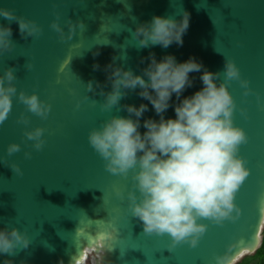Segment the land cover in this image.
<instances>
[{"label": "water", "instance_id": "water-1", "mask_svg": "<svg viewBox=\"0 0 264 264\" xmlns=\"http://www.w3.org/2000/svg\"><path fill=\"white\" fill-rule=\"evenodd\" d=\"M0 8L15 17L0 15V25L12 30L10 47L0 50V76L11 68L13 79L5 84L16 90L0 122V228L15 227L29 241L0 253V264H78L86 249L95 264H234L254 252L264 224V0H0ZM185 13L182 44L139 46V24L154 14L180 20ZM17 18L35 22L39 32H22ZM150 53L202 63L182 96L202 87L205 69L212 71L229 90L233 124L246 136L237 155L248 174L234 207L219 221L199 217L205 229L194 245L191 238L173 244L167 233L145 232L131 212L130 193L139 198L134 170L109 171L88 139L112 116L129 115L128 104H148L142 132L145 118L159 119L138 88L122 89L106 107L112 70L142 74ZM229 59L238 78L225 75ZM21 93H35L47 112L30 111ZM174 114L170 105L165 116ZM37 127L39 148L27 136ZM11 143L19 150L10 153Z\"/></svg>", "mask_w": 264, "mask_h": 264}, {"label": "clouds", "instance_id": "clouds-1", "mask_svg": "<svg viewBox=\"0 0 264 264\" xmlns=\"http://www.w3.org/2000/svg\"><path fill=\"white\" fill-rule=\"evenodd\" d=\"M0 15L15 18L12 11L0 8ZM19 29L30 34L39 32L33 21L17 18ZM188 14L177 20L173 16L154 14L147 22L137 26L134 35L141 47L149 44L167 48L173 42L183 43L188 28ZM52 28L60 31L53 21ZM11 27L0 25V50L10 47ZM202 63L195 57L177 60L168 53L157 59L150 53V61L143 73L116 67L112 70V91L108 93L106 107L118 102L122 89H139L138 95L150 102L159 119L140 117L148 104L126 106L129 115H114L99 128L89 132V142L106 160L112 173L127 174L134 170V180L139 198L130 193L131 212L143 222L147 233H167L172 243L197 237L205 225L199 217L216 221L230 215L234 207V194L248 174L238 146L245 133L233 124V98L223 83L217 84L215 74L205 69L200 76L202 87L190 95L181 94L190 87V73L200 71ZM227 78H238L239 69L232 60L225 65ZM13 79V70L7 69L0 76V122H3L12 106L15 87L5 84ZM246 83V82H245ZM91 86V85H89ZM175 94L176 101H173ZM20 99L30 111L45 114L48 105L33 93ZM173 116H165L170 107ZM42 129L28 131L29 138L37 140ZM19 150L11 143L8 151ZM28 239L15 227L0 228V253H12L18 246L26 247ZM5 264H11L6 261ZM220 264H226L221 260Z\"/></svg>", "mask_w": 264, "mask_h": 264}, {"label": "trees", "instance_id": "trees-1", "mask_svg": "<svg viewBox=\"0 0 264 264\" xmlns=\"http://www.w3.org/2000/svg\"><path fill=\"white\" fill-rule=\"evenodd\" d=\"M260 241L254 252L243 255L234 264H264V226L259 232Z\"/></svg>", "mask_w": 264, "mask_h": 264}, {"label": "built area", "instance_id": "built-area-1", "mask_svg": "<svg viewBox=\"0 0 264 264\" xmlns=\"http://www.w3.org/2000/svg\"><path fill=\"white\" fill-rule=\"evenodd\" d=\"M93 256V257H92ZM95 253L92 250H86L85 251V257H88V261L91 262V260L94 258ZM92 258V259H91ZM91 259V260H90ZM84 263V262H83Z\"/></svg>", "mask_w": 264, "mask_h": 264}, {"label": "rangeland", "instance_id": "rangeland-1", "mask_svg": "<svg viewBox=\"0 0 264 264\" xmlns=\"http://www.w3.org/2000/svg\"><path fill=\"white\" fill-rule=\"evenodd\" d=\"M263 226H264V224H263ZM92 257H93V256H92ZM240 258H241V257H240ZM240 258H239V259H240ZM91 259H92V258H91ZM91 259H90V260H91ZM239 259H238V260H239ZM81 262H82V264H95V263H94V258L91 260V262H88L86 259H85V260L83 259ZM83 262H84V263H83ZM235 262H236V261H235Z\"/></svg>", "mask_w": 264, "mask_h": 264}, {"label": "bare ground", "instance_id": "bare-ground-1", "mask_svg": "<svg viewBox=\"0 0 264 264\" xmlns=\"http://www.w3.org/2000/svg\"><path fill=\"white\" fill-rule=\"evenodd\" d=\"M78 264H82V262L78 263Z\"/></svg>", "mask_w": 264, "mask_h": 264}]
</instances>
